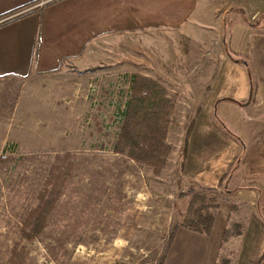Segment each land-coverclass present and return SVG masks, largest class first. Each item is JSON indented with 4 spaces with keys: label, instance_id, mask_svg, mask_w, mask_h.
<instances>
[{
    "label": "crops",
    "instance_id": "0c3cea01",
    "mask_svg": "<svg viewBox=\"0 0 264 264\" xmlns=\"http://www.w3.org/2000/svg\"><path fill=\"white\" fill-rule=\"evenodd\" d=\"M39 3L44 7L38 10ZM253 14L264 16V0H0V79L50 74L66 58L83 66L131 63L147 58V48L154 64L206 65L191 89L195 121L176 165L178 178L182 188L225 187L230 193L210 235L177 229L164 264H217L224 247L231 264H258L264 255V24L257 19L250 26ZM218 16L241 18L227 30ZM216 23L217 55L209 50ZM133 37L150 46L132 45ZM211 63L218 64L213 75ZM176 200L172 220L181 222L190 197ZM234 202L249 206L234 213L246 224L224 243Z\"/></svg>",
    "mask_w": 264,
    "mask_h": 264
},
{
    "label": "rangeland",
    "instance_id": "374dc122",
    "mask_svg": "<svg viewBox=\"0 0 264 264\" xmlns=\"http://www.w3.org/2000/svg\"><path fill=\"white\" fill-rule=\"evenodd\" d=\"M254 14L248 16L250 21L259 19L264 24V16ZM217 18H224L228 30L241 17ZM218 24L209 30V50L215 55L221 42ZM130 43L150 46L142 38L133 37ZM149 54L147 48V58L133 57L131 63L84 66L66 58L50 74L30 75L27 80L0 79V100L9 82L21 83L12 116L0 115V155L29 157L0 173V264L159 262L166 250L176 197L183 192L176 165L183 157L186 133L194 118L191 89L202 81L206 65H159L151 62L153 52ZM217 65L211 63L212 75ZM88 67L98 68L89 71ZM135 74L155 78L173 104L165 134L170 150L164 153L167 162L158 173L154 166L113 150ZM57 154H69L76 165L66 187L67 197L73 198L69 212L51 218L44 232L27 239L20 232L21 214L29 206L27 194L45 181ZM83 196L91 200L88 211ZM222 252L230 254L225 247Z\"/></svg>",
    "mask_w": 264,
    "mask_h": 264
},
{
    "label": "trees",
    "instance_id": "16d2710c",
    "mask_svg": "<svg viewBox=\"0 0 264 264\" xmlns=\"http://www.w3.org/2000/svg\"><path fill=\"white\" fill-rule=\"evenodd\" d=\"M249 23L252 27L258 24L257 21ZM224 41L226 48H228L229 43L226 36L224 37ZM96 68L98 67L91 68L89 71H94ZM20 88V82L15 83L11 81L7 84L6 91L0 100L1 116L7 118L12 116L14 105L20 94ZM167 94L166 88L155 78L135 74L132 80V95L125 109L120 114L121 125L113 147L116 153L126 154L133 160L154 166L156 173L161 172L165 167L167 156L164 153L167 152V149L170 150V146L165 141V134L169 123L168 115L171 112L173 104ZM6 104L9 107L5 112L3 106ZM115 119L116 116L111 117L112 121ZM194 121L195 118L191 121L186 133L183 156H185L187 150L189 134ZM162 145L163 149L161 151ZM68 157H70L69 154L65 156L57 154L50 166V172L45 181L27 194L29 206L20 217V232L23 237L33 239L45 231L51 218H62L69 212L68 209L73 198L71 196L70 199L67 197L66 187L68 180L76 173V165ZM28 158L27 156L26 158L16 157L12 153L4 152L0 155V173L8 171L18 161ZM182 167L183 163L181 162V169ZM96 186L99 185L96 184ZM229 193L230 191L225 187L191 185L185 188V191L179 195L180 197H190L185 216L181 222H177L176 220L171 222L166 250L157 264L165 263L169 247L179 227L210 235L214 227L217 210L221 202L227 198L226 194ZM81 199L83 200L84 210L88 211L87 207H91V200L85 198V196ZM241 209L247 211L249 210V206L246 203H233V215L224 233V243L229 238L243 233L246 224L245 219L234 217V213L240 212ZM16 251L17 249L15 248L14 252ZM22 262L23 259H20V263ZM217 264H231V259L222 252ZM258 264H264V255L260 258Z\"/></svg>",
    "mask_w": 264,
    "mask_h": 264
},
{
    "label": "built area",
    "instance_id": "2783aa9c",
    "mask_svg": "<svg viewBox=\"0 0 264 264\" xmlns=\"http://www.w3.org/2000/svg\"><path fill=\"white\" fill-rule=\"evenodd\" d=\"M44 3H39V4H37V5H35V8H37V7H40V6H42ZM27 12V11H26ZM21 14H23V13H21ZM15 16H17V15H15ZM182 191L184 192L185 191V188H182Z\"/></svg>",
    "mask_w": 264,
    "mask_h": 264
}]
</instances>
